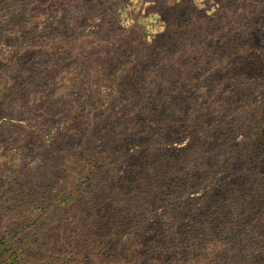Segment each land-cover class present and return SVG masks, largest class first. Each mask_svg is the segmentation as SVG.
I'll return each instance as SVG.
<instances>
[{
	"label": "rangeland",
	"instance_id": "rangeland-1",
	"mask_svg": "<svg viewBox=\"0 0 264 264\" xmlns=\"http://www.w3.org/2000/svg\"><path fill=\"white\" fill-rule=\"evenodd\" d=\"M0 264H264V0H0Z\"/></svg>",
	"mask_w": 264,
	"mask_h": 264
}]
</instances>
